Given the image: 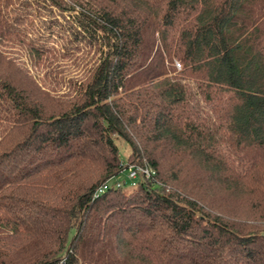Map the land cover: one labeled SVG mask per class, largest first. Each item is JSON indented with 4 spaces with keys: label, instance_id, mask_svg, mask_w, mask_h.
<instances>
[{
    "label": "trees",
    "instance_id": "trees-1",
    "mask_svg": "<svg viewBox=\"0 0 264 264\" xmlns=\"http://www.w3.org/2000/svg\"><path fill=\"white\" fill-rule=\"evenodd\" d=\"M9 42L0 264H264V0H0Z\"/></svg>",
    "mask_w": 264,
    "mask_h": 264
},
{
    "label": "rangeland",
    "instance_id": "rangeland-1",
    "mask_svg": "<svg viewBox=\"0 0 264 264\" xmlns=\"http://www.w3.org/2000/svg\"><path fill=\"white\" fill-rule=\"evenodd\" d=\"M42 23L38 20L35 22L34 27L39 30L43 29ZM56 41H50L48 46L52 49L58 48V43ZM60 53L62 54V50L60 49ZM177 63V61L175 62ZM176 68H180L176 65ZM0 72L8 75L11 79L17 82L19 85L23 87H28L30 84L36 83L40 85L42 82V76L44 73V69L38 68L33 64V59L29 56L25 47H19L18 45H14L12 43L0 44ZM37 74V78L35 81H32L31 75ZM116 143L119 147V153L122 160H126V157L129 153L128 144L121 138L116 139ZM128 170H123L118 175L114 176L109 182L111 184L116 181H123L128 184Z\"/></svg>",
    "mask_w": 264,
    "mask_h": 264
},
{
    "label": "built area",
    "instance_id": "built-area-1",
    "mask_svg": "<svg viewBox=\"0 0 264 264\" xmlns=\"http://www.w3.org/2000/svg\"><path fill=\"white\" fill-rule=\"evenodd\" d=\"M176 65L179 67V64H178V63H176ZM128 171H129V172H128V179L131 181V184H132V185L134 184L135 179H136L138 173L142 172V173L148 175L149 172H150L149 169H147V168H143V169H142V168H140V167H134V168L129 169ZM117 185H119V184L117 183ZM104 189H105V185L101 186V187L98 189V192H102Z\"/></svg>",
    "mask_w": 264,
    "mask_h": 264
}]
</instances>
